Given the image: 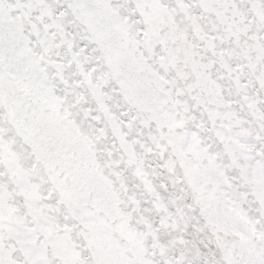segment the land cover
I'll list each match as a JSON object with an SVG mask.
<instances>
[{
	"label": "snow or ice",
	"instance_id": "snow-or-ice-1",
	"mask_svg": "<svg viewBox=\"0 0 264 264\" xmlns=\"http://www.w3.org/2000/svg\"><path fill=\"white\" fill-rule=\"evenodd\" d=\"M0 264H264V0H0Z\"/></svg>",
	"mask_w": 264,
	"mask_h": 264
}]
</instances>
